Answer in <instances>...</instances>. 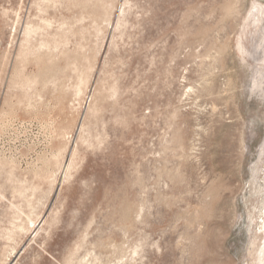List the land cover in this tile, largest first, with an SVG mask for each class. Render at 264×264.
Here are the masks:
<instances>
[{"label": "rangeland", "instance_id": "374dc122", "mask_svg": "<svg viewBox=\"0 0 264 264\" xmlns=\"http://www.w3.org/2000/svg\"><path fill=\"white\" fill-rule=\"evenodd\" d=\"M264 0H0V264H264Z\"/></svg>", "mask_w": 264, "mask_h": 264}, {"label": "bare ground", "instance_id": "6f19581e", "mask_svg": "<svg viewBox=\"0 0 264 264\" xmlns=\"http://www.w3.org/2000/svg\"><path fill=\"white\" fill-rule=\"evenodd\" d=\"M261 224L264 226V218H262V223Z\"/></svg>", "mask_w": 264, "mask_h": 264}]
</instances>
